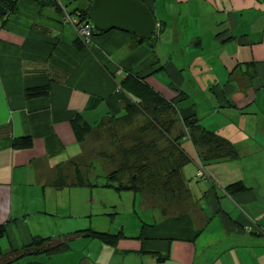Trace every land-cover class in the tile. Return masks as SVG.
<instances>
[{
  "label": "crops",
  "instance_id": "crops-1",
  "mask_svg": "<svg viewBox=\"0 0 264 264\" xmlns=\"http://www.w3.org/2000/svg\"><path fill=\"white\" fill-rule=\"evenodd\" d=\"M90 1L54 10L16 0L0 16V248L33 236L65 243L10 264H264V0H140L155 19L152 45L111 29L77 46L64 12ZM126 73L173 102L178 131L193 115L235 149L203 159L185 132V190L170 204L101 184H55L84 156L86 136L76 139L73 122L94 132L122 114ZM44 86L46 96L24 97ZM23 136L30 145H15ZM235 182L243 188L227 191ZM84 229L118 236L74 233Z\"/></svg>",
  "mask_w": 264,
  "mask_h": 264
},
{
  "label": "trees",
  "instance_id": "trees-1",
  "mask_svg": "<svg viewBox=\"0 0 264 264\" xmlns=\"http://www.w3.org/2000/svg\"><path fill=\"white\" fill-rule=\"evenodd\" d=\"M16 0H0V4L4 6L6 11L12 10ZM38 7L48 6L54 10L61 9L55 0H30ZM75 8L72 12L80 13L84 20H88L87 7ZM93 27V34L102 33ZM131 33V32H128ZM138 38L140 42L152 45L155 39V30L150 38H144L131 33ZM76 35V34H75ZM76 43L78 45H87L76 35ZM118 90L127 96L125 100L122 114L113 116L107 120L100 121L94 127L98 130L105 123H113L115 125L124 124L127 130L126 134H122L125 141L129 144L120 142L118 144V166L113 171L102 175V182H97L96 175L90 173L89 167H85V171L75 169L72 178L67 180L61 174L56 179L57 186H63L70 183L111 186L116 190H132L136 192H146L157 197L161 202H166L169 198H174L184 192V184L180 175V168L184 165L188 158L179 147V139L186 132L192 144L203 149L202 158L206 157H223L234 156L236 154L232 144L222 136L204 129L193 115H187L181 118L183 129L172 133L164 122L160 119H167L169 115H175L177 112L173 102L164 99L162 96L152 91L144 82H141L136 76L126 73L118 83ZM47 87L26 88L23 91L25 98H33L46 96ZM141 116L145 122L138 126H133L136 117ZM73 129L78 141H82L84 137L90 134L91 127L75 120ZM151 132H157L159 137L164 138L165 145L163 148H156V137ZM124 141V140H122ZM15 145L27 147L30 145V138L23 136L16 141ZM154 156V159L150 157ZM106 156V154L104 155ZM70 182V183H69ZM243 186L239 182L229 184L226 190L235 192L242 189ZM178 198V197H176ZM175 198V199H176ZM74 233H83L87 236L95 237L101 241L112 243L118 234H110L107 232H99L93 230H77ZM5 234L4 224H0V238ZM65 247L64 242L52 240L50 237L33 236L31 240L17 249L2 250L0 248V264H10L17 259L33 255L40 251H58Z\"/></svg>",
  "mask_w": 264,
  "mask_h": 264
},
{
  "label": "rangeland",
  "instance_id": "rangeland-1",
  "mask_svg": "<svg viewBox=\"0 0 264 264\" xmlns=\"http://www.w3.org/2000/svg\"><path fill=\"white\" fill-rule=\"evenodd\" d=\"M59 1V3H58ZM57 3L61 4L65 9L71 10L73 7L82 3L83 0H58ZM145 120L138 116L133 121V126H138L139 124H144ZM160 123L164 122V125L168 127L172 133L178 132V118L175 115H169L167 119H160ZM161 123V126H162ZM126 126L115 125L113 123H105L98 130L92 132L91 135H86L85 146H84V156L80 161H76V163L70 166L69 175H73L75 169L79 171H85V167L88 166L90 173H109L117 168L118 166V144L120 142L124 144H129V141H125V138L122 134H126L127 130H125ZM151 135L156 137V148H163L165 145V140L162 137L158 136L157 132H151ZM124 140V141H122ZM106 154V156H104ZM152 159H154L153 155H150ZM66 173L62 174L65 176ZM97 181H102L101 174L97 177ZM104 191V190H103ZM170 199V198H169ZM174 202L173 200H167L166 203L170 204Z\"/></svg>",
  "mask_w": 264,
  "mask_h": 264
},
{
  "label": "water",
  "instance_id": "water-1",
  "mask_svg": "<svg viewBox=\"0 0 264 264\" xmlns=\"http://www.w3.org/2000/svg\"><path fill=\"white\" fill-rule=\"evenodd\" d=\"M6 9L0 4V16ZM87 17L99 31L117 29L150 38L155 28V19L140 0H91Z\"/></svg>",
  "mask_w": 264,
  "mask_h": 264
},
{
  "label": "built area",
  "instance_id": "built-area-1",
  "mask_svg": "<svg viewBox=\"0 0 264 264\" xmlns=\"http://www.w3.org/2000/svg\"><path fill=\"white\" fill-rule=\"evenodd\" d=\"M56 2L58 0H55ZM64 20L72 27L75 34L82 40L84 44H88L91 40L92 33H93V26L89 22V20H84L80 13H65L64 12ZM195 175L197 177H202L203 172L201 168H198Z\"/></svg>",
  "mask_w": 264,
  "mask_h": 264
}]
</instances>
